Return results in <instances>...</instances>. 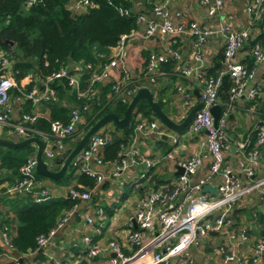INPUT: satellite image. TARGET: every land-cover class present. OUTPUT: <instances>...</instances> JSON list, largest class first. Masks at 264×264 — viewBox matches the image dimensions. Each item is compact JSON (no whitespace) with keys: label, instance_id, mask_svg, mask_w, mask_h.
I'll list each match as a JSON object with an SVG mask.
<instances>
[{"label":"built area","instance_id":"1","mask_svg":"<svg viewBox=\"0 0 264 264\" xmlns=\"http://www.w3.org/2000/svg\"><path fill=\"white\" fill-rule=\"evenodd\" d=\"M135 4L136 0H127ZM166 0H145L147 12L135 13L132 8L118 7L120 15L129 16L135 13L136 28L129 34H122L111 50L114 51L108 61L94 66L86 63H66L56 71L46 76L30 74L32 85L29 90L19 86L12 74V61L0 52V128L13 132L22 139L37 136L44 142L42 156L47 164L52 162L55 152L65 147V140L71 139L79 127L87 124L86 112L91 109V99L97 96L100 85L112 83V94L109 100L121 101L128 104L141 86L148 87L153 93L159 79L176 75L192 82L200 94L203 107L192 118L185 133L197 138L198 151L192 152L183 159H176L175 148L180 145L179 136L171 135L172 150L165 153L162 158L175 161L177 166L183 168V173L165 186L150 188L142 192L138 199L134 213L131 217L136 228L129 225L126 241L131 253L125 254L121 246L115 242H108V247L114 255L107 259L105 264H194V258L189 249L200 245L209 234L223 236L221 243L214 251L218 264H264V233L255 241L251 254L248 257L240 256L235 244L236 232L231 227L229 214L238 200L246 193L264 185V177L249 184H243L240 175L252 178L264 165V125L255 128L252 147L235 158L234 165L224 161L223 143L228 116L236 100L243 94L249 100L258 97L263 91V85L255 82V68L264 62V47L255 41L249 49L253 60V67L249 69L242 61L237 59L239 50L257 32L259 24L264 21V0H247L244 12L247 16L246 27L236 29L222 19L223 7L226 0H198L199 7L205 10L206 15L212 18L206 24L195 21H184L181 11H170ZM33 0H27L24 7L28 8ZM67 8L73 13L86 12L95 6L91 0H68ZM211 36L222 41V67L215 76L207 74L203 66L205 52L202 49ZM164 42L160 51L151 50L143 58L136 76H132L123 65L124 46L128 39L157 40ZM182 38L192 40V62L182 57L179 42ZM172 63V69L166 71L164 65ZM88 73L87 86L81 88V76ZM223 76H228L231 87L228 91V100L222 103L218 98V89ZM68 79V85L75 90L77 98L85 99L80 106H73L70 110L68 122L53 120L50 123V133H44L31 127L40 115L36 112L21 113L16 119L11 117L9 107L10 91L17 89L19 94L15 97L19 102L29 100L32 105L42 104L56 100V91L52 86L55 80ZM22 82V81H21ZM176 91L180 96L178 120L182 121L189 110L194 106L191 102V90L177 83ZM220 104L222 109L213 124L210 107ZM224 105V107H223ZM134 133L130 142L120 147L119 160L115 162H102L103 147L111 139V129L102 127L93 133L86 145L75 155L72 165L79 173L95 177L96 184L88 189L80 184L68 188L66 198L77 200H90L92 192L104 179V175L94 171L91 163L113 164L114 168L108 175L117 176L124 168L141 166L139 179H145L148 172L157 164V158L148 153H141L133 144L139 134L154 133L155 136L165 135V129L157 128L153 119L148 120L141 112H135ZM234 129L233 127L231 128ZM35 155L28 156L20 166V179L9 185L0 184V196L21 194L28 197L33 203H42L50 196L40 178L36 177ZM208 164L206 175L191 183V178L199 173L201 168ZM217 176V194L205 190V186ZM120 186L123 182L119 183ZM69 214L67 212L65 215ZM104 211L101 206L95 209V217L101 220ZM64 215V216H65ZM64 216L56 227L65 221ZM87 216L85 221L92 224L95 220ZM264 223V208L262 211ZM7 227H4L6 230ZM54 229L48 234L37 236V249L44 247ZM241 240L247 238V230L239 232ZM5 242L12 248L10 237L4 232ZM88 249V256L93 258L101 252V248L92 244L87 235L81 237ZM77 243L74 242L73 246ZM53 264H59L55 262Z\"/></svg>","mask_w":264,"mask_h":264},{"label":"crops","instance_id":"2","mask_svg":"<svg viewBox=\"0 0 264 264\" xmlns=\"http://www.w3.org/2000/svg\"><path fill=\"white\" fill-rule=\"evenodd\" d=\"M246 2L247 0H226L223 7L222 19L230 23L236 29L246 27L248 24V18L244 12ZM164 3L170 11H181L184 15V21L186 22L195 21L202 25L208 23V21H212V18L206 15L205 10L199 7L198 0H166ZM134 9L147 12L145 0H136ZM259 31L260 26L257 32H253L252 37ZM251 39L252 38L249 40ZM244 44L237 56V59L240 61L250 56L249 50L245 47L247 44ZM163 47L164 42L159 38L150 41L144 39H128L124 46L125 54L122 66L129 70L132 76H136L146 54L151 50L160 51ZM179 47L182 57L185 60L188 59L191 63L192 40L190 38H182L179 42ZM202 49L205 52L203 66L208 69L212 66L217 55L222 52V41L218 37L211 36L207 39ZM113 53L114 51L111 50L108 57H111ZM254 79L255 82H260L263 85L261 94L253 100H249L246 95L243 94L236 100L228 116L227 127L225 128V140L223 143V154L225 163L231 166L234 165L236 156L243 152V146L250 132L255 129L258 122L264 121V119L261 118V116L264 117V62L255 68ZM177 83L181 84L185 90H191V102L196 104L197 96L193 93L196 86L192 82L176 75H170L169 77L159 79V82L154 88L153 95L155 98H158V96L162 98L163 106L165 105L167 110H164L163 107L162 109L172 120L181 122L178 120V110L181 100L176 91ZM99 91L100 88L98 87L96 94H98ZM22 103L23 102L16 100L13 95H10L8 104L11 109L12 119H16L21 114ZM32 112L38 113L40 117H48L49 114L48 108L43 103L33 105ZM152 119L155 120V117L153 116ZM232 127L234 128L233 130L231 129ZM109 128L111 131L114 130L113 126H109ZM160 128L167 127L161 126ZM3 130L4 129L0 128V133L2 135L6 133L8 136H13L12 138L15 141L22 140L21 137L13 132H3ZM165 133L167 138H163L164 135L155 136L154 133H147L139 134L133 141L134 146L141 153H148L150 156H155V158H157V164L148 172V176L145 179H139V173L142 172L141 166L124 168L119 175L108 177L114 168L113 164L104 163L98 165L91 163L93 170L104 175L107 179H104V181L95 188V191L91 194L90 200H79L69 214L63 215L65 218L63 224L56 227L48 243L44 247L38 248L36 251L17 254L13 248L9 247L4 238V232H6L8 237L15 234L16 224L12 209L13 203L11 201L14 199L23 200L26 196L21 194L0 196V264H53L55 262L59 264H105L107 259L114 255L107 245L110 241L117 242L125 254H130L131 249L127 246L126 237L130 228L129 225L131 224L132 228H134L131 217L142 192L150 188V186H153L152 184H154L152 188L159 187L161 186L160 184L163 186L168 185L177 177V165L175 161L162 158L165 153L174 148L170 139L171 135L179 136L180 145L175 148L176 159H183L192 152L198 151L196 137L189 136L185 132L182 134L175 133L169 129H165ZM152 138L157 140L156 147L152 146L149 142V139ZM71 140H73V137ZM31 145L34 146L35 153L36 146L34 144ZM69 148H71V146L65 144L63 150L55 152L52 162H49L53 169H58L60 166L57 163H53V160L55 158L63 159L62 156ZM207 171L208 164H205L199 173L191 178V183H195L197 179L206 175ZM263 177L264 165L261 166L252 178H245L243 175L239 176L243 184L255 182ZM41 182L48 190L50 196L49 200L53 198H66L68 188L72 185H77L75 179L69 186L48 181L43 182L42 180ZM120 182H123L122 186L119 185ZM217 182V176H214L212 182L205 186V190L212 193L211 189L207 188H216ZM125 183L130 185V189L134 192L135 197L129 206L126 205V209L122 215L116 218L114 222L112 221L109 225L104 227V216L106 218L110 216L112 212L110 208H105V206H112L118 199H124L125 201L128 199V195L125 191L121 193L119 191L125 186ZM0 184L2 186L9 185L6 181ZM262 187H264V185L254 189H260L256 198L248 197L254 190L244 194L239 199L241 203L238 200L229 214L231 227L236 232L235 244H233V246L240 256H250L255 241L263 234L264 223L262 220V211L264 208V188ZM245 203H247L250 208L258 207V209L261 210V219L253 213L252 219L247 221V217L244 214L247 210L244 207ZM97 206H102L104 211V216L101 220L95 217V209ZM252 210L253 209H251V211ZM87 216H91L93 219L96 218V220L92 224H88L85 221ZM5 220H7V226H4L7 227L6 230L3 229ZM242 229L247 230V238L244 241L239 237V232ZM84 235L91 238L92 244L101 248V252L97 256L93 258L88 256V249L84 242L81 241V237ZM74 242L77 243L76 246H73ZM221 243H223V236L213 233L209 234L208 238L200 245L192 246L189 251L193 255L194 264H218L216 259L217 255H215L214 251ZM49 260H52V263H49Z\"/></svg>","mask_w":264,"mask_h":264},{"label":"trees","instance_id":"3","mask_svg":"<svg viewBox=\"0 0 264 264\" xmlns=\"http://www.w3.org/2000/svg\"><path fill=\"white\" fill-rule=\"evenodd\" d=\"M26 1L0 0V52L5 53L12 61V74L19 86L26 90L32 85V81L28 78L30 74L46 76L61 65L70 62L89 63L94 66L107 62L109 53L117 45L120 36L129 34L136 28L134 15L141 12L135 10L134 3L127 0H91L95 6L79 14L67 8L68 0H33V3L25 8ZM119 6L132 8L135 13L129 16L120 15ZM259 26L260 31L245 43L248 50L255 41L260 42L264 47V21ZM9 41L12 45L8 43ZM221 61L222 52L214 59L212 66L206 69L207 74L215 76L222 67ZM242 62L249 69L253 67L251 56H247ZM172 65V63L165 64L164 69L170 71ZM87 77V72L81 76L82 89L88 84ZM52 86L56 91V100L43 103L48 108V117H40L31 126L47 134L50 133L51 121L68 122L71 108L85 102V99L77 98L75 90L68 85V79L65 77L55 80ZM111 87L112 83L99 86L100 91L91 99V109L86 112L87 124L79 127L73 134L71 147L105 113L113 112L119 117L123 116L127 104L109 100L112 94ZM230 87L229 77L223 76L217 93L222 103L228 100ZM18 94L15 88L10 91V95L14 97ZM157 99L163 107L162 98L158 96ZM32 109L33 105L29 100H25L21 105V113H30ZM135 112H141L148 120L154 116L143 99L136 105ZM261 118L264 119L262 116ZM185 131L186 128L181 134ZM255 132L254 129L252 137L244 148L245 151L252 147ZM110 133L111 139L102 149V162L119 160L120 147L130 142L133 137V115L130 126L123 130L115 127ZM33 153L30 144L16 149L0 147V183L6 181L11 184L20 179L19 168ZM36 177L40 178L41 175L36 173ZM75 180L77 184L88 189L96 184L95 177L85 173L77 174ZM11 202L16 228L15 234L10 237V244L15 253L25 254L36 251L37 236L46 235L56 228L63 215L70 212L79 200L53 198L46 202L33 203L28 197H24L23 200L14 199ZM4 223L3 229L7 226V220Z\"/></svg>","mask_w":264,"mask_h":264},{"label":"water","instance_id":"4","mask_svg":"<svg viewBox=\"0 0 264 264\" xmlns=\"http://www.w3.org/2000/svg\"><path fill=\"white\" fill-rule=\"evenodd\" d=\"M12 45V42H8ZM193 93L197 96V103L189 110L187 115L181 122H175L172 120L168 114L162 109L161 104L159 103L158 99L154 97L151 90L146 86H141L135 93V95L131 98L129 103L126 106L125 112L122 117H119L113 112L105 113L102 117H100L93 125H91L86 132L80 137L79 141L71 148H69L66 153L62 156L63 159L55 158L53 163L59 164L58 169H53L47 162L44 160L42 156V151L44 148V142L37 136H31L28 138H24L19 141H15L11 136H4L0 133V147L3 148H10L16 149L21 148L27 144H34L36 146L35 150V172L41 176L49 178L51 180H58L64 174L67 168L72 165V160L75 155L86 145L90 136L99 131L106 123L111 122L118 130H123L130 126L131 117L134 114L135 107L140 100H145L151 113L155 117V125L157 128L161 126L167 127L169 130L175 133H181L190 123L192 118L195 116L197 111L203 107V102L200 100V94L198 89H195ZM221 105L214 104L210 107V113L213 118L214 126H217V120L221 113ZM260 125H264V121H260L257 123L255 128ZM252 130L243 146L245 148L253 135ZM163 138H167V136H163ZM183 168L180 166L176 167V175L182 174ZM134 228H136L135 222H133ZM49 263H52V260H49Z\"/></svg>","mask_w":264,"mask_h":264},{"label":"rangeland","instance_id":"5","mask_svg":"<svg viewBox=\"0 0 264 264\" xmlns=\"http://www.w3.org/2000/svg\"><path fill=\"white\" fill-rule=\"evenodd\" d=\"M151 89L154 90V88H151ZM163 109L164 110H167V108H166L165 105L163 106ZM109 126H113L114 127L113 129L115 130V126L111 122L106 123L103 127L104 128L105 127H108L109 128ZM5 131L6 130L4 129L3 132H5ZM4 135L5 136H8L6 133H4ZM149 142L151 143L152 146L156 147V145H157V140L156 139H154V138L149 139ZM64 143L65 144H69L70 146L73 145V143L71 142V139L65 140ZM30 146H31V149L34 150V146L31 145V144H30ZM77 174H79L78 169L76 167H74L73 165H70L67 168V170L65 171V174L61 178H59L58 180H51V179L46 178L44 176H41L40 179L43 182L44 181H48V182H54L56 184H61V185H65V186L68 185L69 186L70 184L73 183V180L75 179V177H76ZM139 175H140V173H139ZM152 185L154 186V184H152ZM160 185L161 186H159V187H162L163 186L162 184H160ZM153 186H150V188H152ZM150 188H148V189H150ZM262 188H264V187H262ZM207 189H211L212 193L217 194L216 188L208 187ZM119 191H120V193L123 192V191H125L126 194L128 195V199L126 201L124 199L123 200H119L118 199L112 206H105V208H110L112 212H111V215L110 216H107L106 218L103 215L104 216V219H105L104 220V227L106 225H109L112 221L114 222L116 218H118L120 215H122L124 213L125 209H126L125 208L126 205L129 206V204H131V202L133 201V199L135 197V194H134V192L131 191L130 185L128 183H125V186L122 189H120ZM259 191H260V189L254 190L251 194H249L248 197L256 198L257 195L259 194ZM239 202L241 203V200H239ZM244 207L247 209L244 212L245 216L247 217V221L249 219H252L253 213L256 214L259 219H261V210H259L258 207H256V208H250L247 203L244 204ZM251 209H253V210L251 211Z\"/></svg>","mask_w":264,"mask_h":264}]
</instances>
